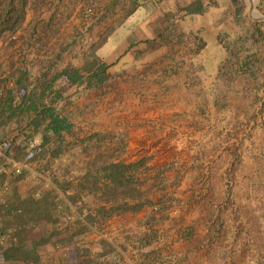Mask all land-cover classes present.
Here are the masks:
<instances>
[{"label":"crops","instance_id":"1","mask_svg":"<svg viewBox=\"0 0 264 264\" xmlns=\"http://www.w3.org/2000/svg\"><path fill=\"white\" fill-rule=\"evenodd\" d=\"M192 1L103 2L84 18L100 25L93 59L34 30L49 15L29 1L0 37V135L22 133L6 103L51 104L74 136L118 138L119 158L144 160L147 183L174 203L154 240L134 239L136 216L110 220L117 255L101 253L100 264H264V41L231 0H199L203 11L186 13ZM100 64L107 79L90 88L60 75ZM20 258L2 261L31 264Z\"/></svg>","mask_w":264,"mask_h":264},{"label":"rangeland","instance_id":"2","mask_svg":"<svg viewBox=\"0 0 264 264\" xmlns=\"http://www.w3.org/2000/svg\"><path fill=\"white\" fill-rule=\"evenodd\" d=\"M27 1L30 2L31 7L37 8L39 14L43 11L49 15L47 20L43 18L37 20L33 25L34 30L39 32L53 31L55 32L54 34H58L55 41L58 48L65 47L69 43L78 53H88L90 58H94L97 46L102 41L101 37L96 39L99 32L98 26L100 25L95 22L89 23L88 20L86 22L84 18L95 17L100 11V5L103 2L111 0ZM238 3L240 5L239 16L242 18L241 21L247 23V26L253 25L254 31H258L259 41H264V19L250 18L246 10L245 0H239ZM255 9L260 15L264 16V0H256ZM106 12L108 15H112L113 9H107ZM111 28L112 24H109L106 26L105 32L108 29L110 32ZM23 128L25 130V127ZM9 136L14 141L15 137H12L13 135L11 136V134ZM64 136L65 140L58 147V157L53 158L48 154H44L43 157L39 156L32 163L34 173H24L19 177H8L7 179L9 189L15 188L22 194L32 193L34 197L48 192L49 200L53 203L51 220L41 221L42 225L39 227L28 226L26 238L32 244H37V250L40 253V255L38 253L36 264H71L80 261H90L91 264H100L99 256L101 253H106L110 256L109 261H111L114 259L111 255L113 253L117 255L112 246L114 239L117 237L110 234L111 231L108 229V226L112 219L116 218L125 217L121 220L122 222H127L129 220L127 219L128 216H136V229L132 233L134 239L141 241L156 239L158 235L155 226L164 219L163 212L174 203L169 202V204H166L167 201L160 197L161 188L147 183L144 163L139 166L136 175L140 182V187L146 192V198L149 202L137 211L130 210L112 215L105 220H97V222L103 223L107 227L106 234L110 242L100 238L89 229L87 226L88 221L85 217L88 214H93L97 200L94 194L81 190L76 186V178L83 172L81 167L83 164L81 161L82 156L76 151V147H78L77 140L79 138L74 136V134ZM34 141L38 143L40 140L35 138ZM42 147L44 148V146ZM45 147L49 148L50 146L45 145ZM98 149L100 151L104 150V144L100 145ZM75 151L76 154L71 155ZM11 152L17 154V156L21 155V150H17L15 146L12 147ZM118 156L120 157L119 154ZM3 179L4 177L0 176V182ZM69 205L74 207L76 213L83 215L85 223L80 221L75 214L72 219H66V214L71 215ZM9 234L10 230H5V234L2 235L3 240L0 243L1 245H6ZM117 245L120 244L118 243ZM44 247H46L45 250ZM25 257L20 258V261L22 262ZM28 261L31 262V259H28ZM0 264L13 263L4 262L0 258Z\"/></svg>","mask_w":264,"mask_h":264},{"label":"trees","instance_id":"3","mask_svg":"<svg viewBox=\"0 0 264 264\" xmlns=\"http://www.w3.org/2000/svg\"><path fill=\"white\" fill-rule=\"evenodd\" d=\"M238 1L231 0L235 16L239 15L240 11ZM26 4L27 0H0V37L4 32L14 31L21 24ZM183 10L186 13H201L203 7L199 0H194L185 5ZM201 42H198V47L203 45ZM105 68V64H100L83 76L78 68L66 67L62 69L60 75L69 83L83 82L85 88H90L107 79ZM9 100L7 97V101ZM6 105L7 120L14 119L22 126V133H19L17 139L14 138L11 148L15 146L17 150H21L22 155L26 142L34 141L37 138L40 140L38 143L44 146L40 157H43L44 154L53 158L59 156L58 147L65 140L64 135H73L71 124L64 115H61L51 104L36 106L30 100L24 107L21 105L11 106L9 103ZM29 111L33 112L30 118L28 117ZM19 116H22L23 119L18 120ZM78 138V147H75L82 156L83 172L76 178V186L94 194L97 200L93 214H88L85 217L88 223L97 222L100 219L105 220L112 215L130 210L137 211L149 202L136 175L144 160L130 162L121 160L116 153L115 146H119L118 138L114 140L99 133ZM113 143L116 144L112 145ZM103 144L104 150L100 151L98 147ZM45 145L50 147L47 148ZM76 151L71 155L76 154ZM11 154L17 156V154ZM48 195V192H44L34 197L32 193L22 194L15 188H8L4 197L0 199V238L5 234V230H10L6 245L0 244L1 260H14L29 255L31 264H36L38 261L35 251L37 244H32L26 236L28 226L39 227L42 225L41 221L51 220L53 203L49 200ZM71 264H91V262L80 261Z\"/></svg>","mask_w":264,"mask_h":264},{"label":"built area","instance_id":"4","mask_svg":"<svg viewBox=\"0 0 264 264\" xmlns=\"http://www.w3.org/2000/svg\"><path fill=\"white\" fill-rule=\"evenodd\" d=\"M12 138L9 135H0V176L4 179L0 182V197L8 190V177L19 176L24 173H34L32 163L39 157L42 152V146L35 141L26 142V147L23 154L20 156H13L11 154ZM70 214H66V219H72L75 214L76 217L85 223L83 215L75 212L73 206L69 205ZM73 213V214H72ZM87 226L95 232L100 238L110 242L107 236V227L103 223L93 222L88 223ZM3 237L0 238V243ZM3 244V243H2Z\"/></svg>","mask_w":264,"mask_h":264},{"label":"bare ground","instance_id":"5","mask_svg":"<svg viewBox=\"0 0 264 264\" xmlns=\"http://www.w3.org/2000/svg\"><path fill=\"white\" fill-rule=\"evenodd\" d=\"M254 1L255 0H245V4L248 8V12L251 13V8L253 7V4H254ZM252 11H254V9H252ZM249 15V14H248ZM252 15H255V16H249L250 18H258V19H262V15H260L258 12H254L252 13Z\"/></svg>","mask_w":264,"mask_h":264},{"label":"water","instance_id":"6","mask_svg":"<svg viewBox=\"0 0 264 264\" xmlns=\"http://www.w3.org/2000/svg\"><path fill=\"white\" fill-rule=\"evenodd\" d=\"M262 19H264V16H262Z\"/></svg>","mask_w":264,"mask_h":264}]
</instances>
